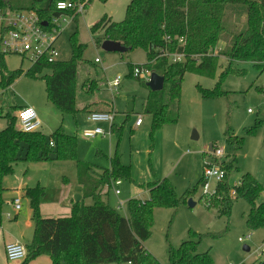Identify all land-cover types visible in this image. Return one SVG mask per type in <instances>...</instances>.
<instances>
[{
    "label": "rangeland",
    "instance_id": "1",
    "mask_svg": "<svg viewBox=\"0 0 264 264\" xmlns=\"http://www.w3.org/2000/svg\"><path fill=\"white\" fill-rule=\"evenodd\" d=\"M49 1L36 0L35 8L47 9ZM72 1L83 2L84 11L64 15L67 21L61 24L60 34L54 43L57 60L70 59V39L75 34L77 41L85 45L77 72L76 107L99 105L97 110H102L101 106L109 107L114 114V130H111V123L102 122L100 127L105 135L84 137L82 130L91 126L86 121L87 112L63 114L48 100L43 79L22 74L12 85L0 87V130L6 126V114L16 117L19 109L16 107L28 103L34 107L41 122L39 131L48 136L60 128L76 136L77 141L75 160L18 161L14 165L13 172L2 182L0 233H6L10 240L17 237L23 243L28 241L25 233L33 230V224L29 200L24 194L26 187L44 189L40 206L43 204L42 214L47 216L68 214L71 209H64V205L68 206L67 200L90 204L92 200L83 198L77 181L76 160L89 162L98 169L106 168L117 152L119 161L129 166V177L113 180L107 194H104L106 188L102 191L104 201L120 214L127 218L130 216L128 200L146 198L147 189L141 184L154 179L167 178L177 196L186 195L176 213L172 208L153 209L151 234L144 246L161 264L168 263V245L178 246L189 238V229L204 235L199 250H210L213 264L255 262L264 250V228L251 230L246 226L249 204L242 198L234 201L228 219L208 207L207 198L203 196V171L204 163L215 160L209 147H223L224 155L216 162L224 163L234 157V167L229 175L231 185L239 181L241 174L249 172L264 186V68L250 61H237L233 64L234 72L222 75L226 60L220 56L211 74L186 72L180 88L178 120L151 131L150 117L143 113L149 89L142 83L143 79L132 74L133 67L147 62L146 51L139 48L128 52L106 51L94 40L102 37V31L92 34L89 29L102 16H110L114 21L122 20L130 0ZM245 20L242 5L226 7L224 23L227 30L213 50L214 54L230 44L232 33L245 28ZM96 58L98 62H95ZM5 63L8 70L21 68L26 71L32 66V61L19 54L5 55ZM117 76L120 77V85L117 91L111 90L107 82ZM217 86L224 91L223 94H204V90H215ZM138 114L142 116L143 123L135 126ZM228 133L231 140L241 141L237 149L228 140ZM23 152L24 145L21 154ZM207 183L209 194L214 193L217 182L211 179ZM190 189L193 191L186 194ZM115 190H119L118 195ZM18 196L22 208L16 219L10 220L6 213L14 214L12 207L2 201ZM260 200L264 201V193ZM189 201L194 205H189ZM239 238L244 241H239ZM243 245H247L249 250L245 251Z\"/></svg>",
    "mask_w": 264,
    "mask_h": 264
},
{
    "label": "trees",
    "instance_id": "2",
    "mask_svg": "<svg viewBox=\"0 0 264 264\" xmlns=\"http://www.w3.org/2000/svg\"><path fill=\"white\" fill-rule=\"evenodd\" d=\"M56 1H49L48 8L41 11L42 17L59 14L54 8ZM35 3L36 0H0V7L32 9ZM228 5H242L246 14L245 28L232 33L230 44L214 54L213 50L227 30L224 16ZM72 12L65 13L71 15ZM89 29L92 34L102 31V37L94 39L97 46L109 39L128 47V51L143 49L148 59L144 66L164 78L161 90L148 88L149 94L143 103V113L150 117L151 131L178 120L180 88L186 72L211 74L220 56L226 60L222 75L234 72L233 64L237 61H250L264 68V0H130L122 20L102 16ZM84 47L74 34L70 39L68 61H38L26 71L21 68L8 70L5 56L0 53V87L10 86L22 74L43 79L48 100L63 114L92 112L88 105L79 109L75 104L77 72ZM173 53L183 54L184 58L172 62L170 55ZM142 83L146 85V82ZM218 86L215 90H204V94H223ZM107 112H111L109 107ZM5 118L6 126L0 130V197L4 191L3 179L13 172L18 161L76 159V136L60 128L48 136L41 131L23 132L16 126L17 115L8 113ZM111 130H114V124H111ZM228 140H231L229 133ZM51 141L53 145H50ZM231 141L236 149L241 144L238 139ZM110 161L109 167L98 169L89 162L76 160L82 196L92 202L72 204L66 216H43L40 198L44 189L39 186L24 189L29 200L33 233L25 244L27 254L20 264H28L40 255L49 256L51 264H161L144 246L151 234L153 209L172 208L176 213L186 195L177 196L167 178L148 181L141 184L148 191L147 198L128 200L130 216L127 218L103 199L102 190L106 188L104 194H107L113 180L129 177V166L119 161L117 152ZM220 165L226 175L216 183L208 207L228 219L234 201L242 198L249 204L246 226L251 230L264 228V201L260 200L264 186L249 172L241 174L239 184L231 185L229 175L234 167V157ZM192 191L187 190L186 194ZM203 236L189 229V238L178 246L169 244L167 264H213L210 250H199ZM251 264H264V250Z\"/></svg>",
    "mask_w": 264,
    "mask_h": 264
},
{
    "label": "built area",
    "instance_id": "3",
    "mask_svg": "<svg viewBox=\"0 0 264 264\" xmlns=\"http://www.w3.org/2000/svg\"><path fill=\"white\" fill-rule=\"evenodd\" d=\"M84 3L81 1L75 2L72 0H57L54 3V8L59 14H52L50 17H42L41 11L44 9H14L11 7H0V53L5 55L19 54L23 59L32 61V65L38 61L54 62L57 61L58 52L54 46L56 38L60 34L61 24L67 21L68 15L66 11H76L81 13L84 11ZM45 21L46 24H42ZM184 58L183 54L173 53L170 55V61L178 62ZM99 60L96 58L95 62ZM132 74L143 82H148L150 79L151 70L146 66H135L132 69ZM107 85L111 90L117 91L120 85V77H115L108 81ZM250 111V109H249ZM114 114L107 111H92L86 115V120L91 126L82 130L84 137H95L97 135H105L106 132L98 125L99 123H112ZM18 128L23 132L39 131L41 122L37 116L34 107L23 105L17 111ZM142 123V118L137 117L135 125L139 126ZM53 145V142H49ZM215 160L211 163H204L203 171V199L210 203L212 194H209L208 180H215L217 183L225 178L226 172L220 163H217V158L224 155L223 147L215 148L212 146ZM217 161V162H216ZM118 182V180H117ZM239 184V181L236 183ZM235 184V185H236ZM116 195L119 190L114 191ZM215 192V190H214ZM234 194V191L231 192ZM203 197V198H204ZM6 205H10L14 214L7 212L6 217L10 220L14 219L18 211L22 208L20 197H14L11 200L2 201ZM120 207V206H118ZM12 218V219H11ZM249 235L247 236V238ZM239 241H244L239 238ZM6 260L9 262H19L23 260L27 254L26 246L23 242L16 240L8 242L4 247ZM263 252V251H262Z\"/></svg>",
    "mask_w": 264,
    "mask_h": 264
},
{
    "label": "crops",
    "instance_id": "4",
    "mask_svg": "<svg viewBox=\"0 0 264 264\" xmlns=\"http://www.w3.org/2000/svg\"><path fill=\"white\" fill-rule=\"evenodd\" d=\"M126 52H128V51H126ZM12 85V84H11ZM24 105H30V106H32L31 104H28V103H26V104H24ZM21 106H23V105H21ZM21 106H18L17 108H19V107H21ZM85 106V105H84ZM83 106V107H84ZM97 106H99V105H90V111H108V108L107 107H105V106H101L100 108H102V110H97L96 108H98ZM33 107V106H32ZM89 112H87V114H88ZM138 116H140L141 118H142V116L140 115V114H138ZM137 116V117H138ZM137 119V118H136ZM113 120H114V118H113ZM87 121V120H86ZM89 123V122H88ZM142 123H143V120H142ZM142 123H141V125H142ZM90 124V123H89ZM111 124H113V123H111ZM110 124V125H111ZM91 125V124H90ZM99 126H100V123L98 124ZM136 126V125H135ZM140 126V125H139ZM52 127V126H51ZM97 136H99V135H97ZM80 186V185H79ZM81 187V186H80ZM103 192V191H102ZM148 192V191H147ZM105 193V192H104ZM148 197V196H147ZM146 197V198H147ZM143 199H145V198H143ZM64 200L66 201L67 199H66V196H64ZM64 202V201H63ZM67 203H68V206H66V205H64V209L66 210L67 208H71V205L72 204H74V203H76L73 199H71V200H67ZM63 204V203H62ZM42 205L43 204H41V206H40V211H41V214H42ZM70 213V212H69ZM69 213L68 214H66V215H69ZM43 216H47V215H44V214H42ZM57 215H60V214H57ZM56 215V216H57ZM66 215H61V216H66ZM56 216H54V217H56ZM14 219H16V216H15V218ZM33 224V223H32ZM32 233H33V230H27V232L25 233V236H27V238H28V241L26 242V243H28L29 241H30V239H31V237H32ZM6 235V233H4V234H1L0 233V264H9L10 262L9 261H7L6 260V257H5V252H4V247H5V244L6 243H8V242H12V241H16V240H19L20 241V239H18L17 237L16 238H14V239H12V240H10V238H8V237H6L5 236ZM26 243H24V244H26ZM15 264H20V261L19 262H15ZM28 264H51V260H50V257L49 256H47V255H40V256H37L36 258H34V259H32ZM61 264H64V263H61Z\"/></svg>",
    "mask_w": 264,
    "mask_h": 264
},
{
    "label": "water",
    "instance_id": "5",
    "mask_svg": "<svg viewBox=\"0 0 264 264\" xmlns=\"http://www.w3.org/2000/svg\"><path fill=\"white\" fill-rule=\"evenodd\" d=\"M42 24L45 25L46 22L42 21ZM100 46L106 51H113V52H126L129 49L128 47L123 46L120 42L112 41L109 39L103 40ZM163 84H164V78L158 75L156 72L151 71L150 79L148 82H146V86L151 91H159L163 88ZM209 150L210 151L212 150V146L209 147ZM189 205H194V203L189 201ZM243 249L245 251H248L249 247L247 245H243Z\"/></svg>",
    "mask_w": 264,
    "mask_h": 264
}]
</instances>
